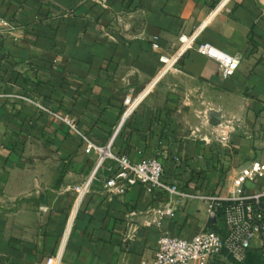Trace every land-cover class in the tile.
<instances>
[{
	"label": "crops",
	"instance_id": "1",
	"mask_svg": "<svg viewBox=\"0 0 264 264\" xmlns=\"http://www.w3.org/2000/svg\"><path fill=\"white\" fill-rule=\"evenodd\" d=\"M223 1L0 0L13 27L0 32V264H45L64 238L67 264H150L164 233L227 230L222 216L209 221L199 199L176 203L175 218L158 228L149 212L165 195L141 186L111 195L100 173L66 233L74 188L97 157L21 99L69 114L100 146L126 101H136L113 151L134 163L161 156L165 179L190 196L224 195L242 168L264 164V0ZM197 31L195 47L163 73L160 58ZM202 43L240 58L236 73L224 79L197 51ZM227 127L228 148L220 142ZM245 187L258 192L264 180Z\"/></svg>",
	"mask_w": 264,
	"mask_h": 264
},
{
	"label": "built area",
	"instance_id": "2",
	"mask_svg": "<svg viewBox=\"0 0 264 264\" xmlns=\"http://www.w3.org/2000/svg\"><path fill=\"white\" fill-rule=\"evenodd\" d=\"M228 2L229 0H224L222 5ZM12 30V25L0 16V32L9 33ZM198 36V31L191 36H181L180 49L171 58L166 56L160 58L165 66L163 73L176 64L183 52L195 47ZM153 48L160 49V45L154 43ZM197 51L219 64L224 79L232 77L240 67V58L221 51L211 44H199ZM21 99L47 114L52 122L69 127L71 132L84 143L86 153L97 157L91 176L84 184L74 188L76 201L68 217L66 233L71 232L79 208L90 193L96 177L100 173H108L109 177L105 181L104 188L111 195L124 196L128 188L141 186L149 194H163L167 197L165 204L149 212L150 223L158 228L162 227L165 220L175 218L176 203L187 199H199L205 202L208 206L209 221H217L220 216L224 219L227 227L224 233L206 228L191 239L164 233L159 239L158 249L150 264H216L224 260L243 264L252 251H257L264 264V187L252 194L247 193L245 187L247 183L264 180V164L253 161L242 168L224 195L190 196L178 184L170 183L165 179V165L161 156L134 163L127 156L118 155L113 151L116 139L130 118L137 104L136 101L131 102V99L126 101L127 109L112 138L108 144L100 146L89 139L88 134L79 127L77 120L69 114L52 110L31 98L21 97ZM231 133L229 127L221 132L220 142L226 148L230 146ZM65 240L66 238L57 253L49 257L45 264H67L64 260Z\"/></svg>",
	"mask_w": 264,
	"mask_h": 264
},
{
	"label": "trees",
	"instance_id": "3",
	"mask_svg": "<svg viewBox=\"0 0 264 264\" xmlns=\"http://www.w3.org/2000/svg\"><path fill=\"white\" fill-rule=\"evenodd\" d=\"M214 230V229H213ZM232 264H237L233 263ZM243 264H263L259 254L255 251L249 253L248 259Z\"/></svg>",
	"mask_w": 264,
	"mask_h": 264
},
{
	"label": "water",
	"instance_id": "4",
	"mask_svg": "<svg viewBox=\"0 0 264 264\" xmlns=\"http://www.w3.org/2000/svg\"><path fill=\"white\" fill-rule=\"evenodd\" d=\"M214 119H215L214 124L219 125L220 124V118L217 116H214ZM212 222H214V220Z\"/></svg>",
	"mask_w": 264,
	"mask_h": 264
}]
</instances>
